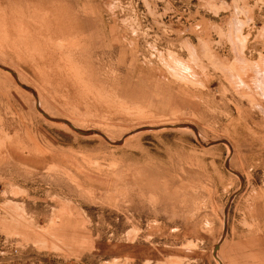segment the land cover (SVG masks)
<instances>
[{
    "label": "rangeland",
    "instance_id": "rangeland-1",
    "mask_svg": "<svg viewBox=\"0 0 264 264\" xmlns=\"http://www.w3.org/2000/svg\"><path fill=\"white\" fill-rule=\"evenodd\" d=\"M0 65V264H264V0H0Z\"/></svg>",
    "mask_w": 264,
    "mask_h": 264
},
{
    "label": "bare ground",
    "instance_id": "bare-ground-1",
    "mask_svg": "<svg viewBox=\"0 0 264 264\" xmlns=\"http://www.w3.org/2000/svg\"><path fill=\"white\" fill-rule=\"evenodd\" d=\"M0 70L3 72V73H6V74H10L11 72L10 71H8L7 69H5L4 68V66H1L0 65ZM11 76H13L19 83H20V85H22L21 84V80L19 79L20 77H18L14 72H13V74L11 73ZM22 89V88H21ZM23 90V89H22ZM29 92H31L33 95L35 94L34 92H32V90H28ZM33 97H35L34 99H35V101H37V99H36V96L34 95ZM37 103V102H36ZM35 103V105H36V108H37V110L45 117V119H47V121L48 122H50V123H53V124H56L57 122H56V120L55 119H53L52 118V116H50V115H48L45 111H40V109L38 108V104H36ZM57 124H61V125H63V126H65V127H67V128H69L67 125H65L64 123H57ZM70 124V126H73L74 128H76V126L75 125H73V123H69ZM176 125H181V124H160V125H152V126H144V127H150L151 128V130H152V128H156L157 130H163V129H169L168 127H172V126H176ZM70 129V128H69ZM177 129H180V128H177ZM182 129V128H181ZM88 131V130H87ZM133 131H135V130H133ZM133 131H131V132H129V133H127L126 135L127 136H124V137H129V136H131L132 134H133ZM105 135V136H104ZM102 136L103 137H105V138H108V137H110L107 133H105V132H102ZM124 140H126L125 138H123ZM214 257H215V261H216V263L217 264H221V261H220V259L216 256V254H214Z\"/></svg>",
    "mask_w": 264,
    "mask_h": 264
},
{
    "label": "water",
    "instance_id": "water-1",
    "mask_svg": "<svg viewBox=\"0 0 264 264\" xmlns=\"http://www.w3.org/2000/svg\"><path fill=\"white\" fill-rule=\"evenodd\" d=\"M62 123H64V122H62ZM65 124V123H64ZM71 129H73L75 132H77V133H79V134H81V135H88L90 132H88V131H85V132H82V131H79V130H77V129H75L74 127H72V126H70L69 124H67ZM168 128H171V129H177V128H185V126L184 125H176V126H172V127H168ZM216 249V248H215Z\"/></svg>",
    "mask_w": 264,
    "mask_h": 264
}]
</instances>
